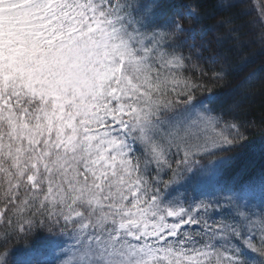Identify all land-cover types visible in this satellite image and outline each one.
<instances>
[{"label": "snow or ice", "instance_id": "snow-or-ice-1", "mask_svg": "<svg viewBox=\"0 0 264 264\" xmlns=\"http://www.w3.org/2000/svg\"><path fill=\"white\" fill-rule=\"evenodd\" d=\"M241 16L264 42V0H0V264H264V70L204 83Z\"/></svg>", "mask_w": 264, "mask_h": 264}, {"label": "trees", "instance_id": "trees-1", "mask_svg": "<svg viewBox=\"0 0 264 264\" xmlns=\"http://www.w3.org/2000/svg\"><path fill=\"white\" fill-rule=\"evenodd\" d=\"M206 2L213 3L214 0H206ZM248 20V16H241L237 19L236 23L240 26L248 22ZM240 28L245 42L247 41L248 28L246 25H242ZM257 28L260 32L259 25H257ZM254 46V42H250L249 47L242 46L239 51L223 50L232 65L233 70L231 71V75H229L227 80L222 81L219 84H213L207 79L204 80V83L207 84L213 92L219 93L221 96H225L229 89L238 84L240 80L243 79V77L249 72L254 70H264V50L261 54H258L255 59H253V52L251 48H254ZM217 50L218 46L214 51ZM242 58L247 60L248 63L242 70H236ZM254 90L256 95L244 103L242 108L237 109V112L241 121L254 122L256 126L249 127L247 129L246 135L248 136V140L245 141L244 146L238 148L233 155H238L241 163L245 158L249 162H254V165H258L260 159V149L264 146V126H261L262 122H264V98L260 95V92L264 90V79L257 82ZM197 95L200 96L201 93H197ZM203 95H207V92L203 93ZM225 98L227 99V97ZM35 239L36 237H32L29 242ZM21 243H23V241Z\"/></svg>", "mask_w": 264, "mask_h": 264}, {"label": "rangeland", "instance_id": "rangeland-1", "mask_svg": "<svg viewBox=\"0 0 264 264\" xmlns=\"http://www.w3.org/2000/svg\"><path fill=\"white\" fill-rule=\"evenodd\" d=\"M250 3H255V0H249ZM242 25H246L247 28H248V35H247V41H245L243 43V46L245 47H249L250 46V42H254L255 46L254 48H251L252 52H253V59H255V57H257L258 54H261V52L264 50V42H262L259 38H258V28L257 26L252 28V27H249V24L248 22H246L245 24H242ZM240 25V27L242 26ZM220 50H230L229 46L228 45H225L223 49H221L220 46H218V50L217 51H220ZM225 54V53H224ZM226 55V54H225ZM224 97V96H222ZM246 163H251L254 165V162H249L247 161L245 158L242 160V164H246Z\"/></svg>", "mask_w": 264, "mask_h": 264}]
</instances>
